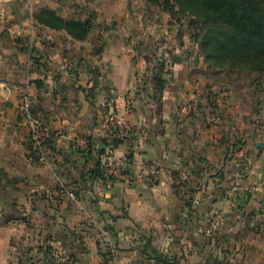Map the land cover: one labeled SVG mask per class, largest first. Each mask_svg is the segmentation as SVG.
Returning <instances> with one entry per match:
<instances>
[{"label": "crops", "instance_id": "0c3cea01", "mask_svg": "<svg viewBox=\"0 0 264 264\" xmlns=\"http://www.w3.org/2000/svg\"><path fill=\"white\" fill-rule=\"evenodd\" d=\"M42 10L89 31L41 25ZM179 25L146 0H0V264L262 263L264 92L222 81ZM26 80L64 135L47 164L16 125ZM108 111L135 128L116 146ZM105 150L126 178H93Z\"/></svg>", "mask_w": 264, "mask_h": 264}, {"label": "trees", "instance_id": "16d2710c", "mask_svg": "<svg viewBox=\"0 0 264 264\" xmlns=\"http://www.w3.org/2000/svg\"><path fill=\"white\" fill-rule=\"evenodd\" d=\"M169 14L170 18L190 16L192 36L208 64L212 59H221L224 65L233 67L238 62H247L254 69L259 65L253 60L264 61V0H146ZM41 25L51 29H63L76 38H83L89 31L88 23L64 20L52 10H42L34 16ZM179 21V18H177ZM264 69V66L262 67ZM116 146L122 140L112 137ZM98 152L102 150L98 149ZM98 162L93 178L102 176ZM167 264L166 261H159Z\"/></svg>", "mask_w": 264, "mask_h": 264}, {"label": "built area", "instance_id": "2783aa9c", "mask_svg": "<svg viewBox=\"0 0 264 264\" xmlns=\"http://www.w3.org/2000/svg\"><path fill=\"white\" fill-rule=\"evenodd\" d=\"M197 108L198 103L194 101L192 104L188 105L187 110L189 112H194ZM16 125L19 128H23L27 131L33 153L40 162L47 164L45 144L50 140L54 141L55 138H62L64 135L60 132H51L45 128L40 117L32 112L31 94L27 80L19 92ZM105 125L110 135L118 139L132 136L135 132V128L132 125H130L123 117L114 112H106ZM105 156L106 160L103 166L104 169L101 178L106 183H110L114 178H126L128 173L127 162L114 158L110 150H105ZM238 156H241V154ZM148 172L152 182L156 183L159 175L161 174V170L154 165H149ZM68 195L75 204H78V201L72 192H68ZM221 220L222 215L220 212L212 213L209 218V225L207 228L208 231H213L219 225ZM54 257L56 259L62 260V252H56Z\"/></svg>", "mask_w": 264, "mask_h": 264}, {"label": "rangeland", "instance_id": "374dc122", "mask_svg": "<svg viewBox=\"0 0 264 264\" xmlns=\"http://www.w3.org/2000/svg\"><path fill=\"white\" fill-rule=\"evenodd\" d=\"M2 1H9V0H2ZM12 1H22V0H12ZM25 1V0H24ZM177 18H179V21H177ZM190 16H183L180 15L176 18H171L172 20L176 21L179 26L184 25V27H189L192 30V27H190L189 22H191ZM193 31V30H192ZM191 31V36L192 32ZM197 50L202 55L198 44ZM203 58V55H202ZM255 64L259 65V69H254L251 67V65L247 62H238L233 67L229 66H223L222 68H218L217 66L222 63L221 59H212L208 64L203 62L204 64L211 70L215 71V75H219L218 77L221 78L222 81H224L227 84H230L232 86L236 85L239 87H255L259 89L261 92H264V69L262 68L264 66V61H257L253 60ZM261 264H264V260Z\"/></svg>", "mask_w": 264, "mask_h": 264}, {"label": "water", "instance_id": "95a60500", "mask_svg": "<svg viewBox=\"0 0 264 264\" xmlns=\"http://www.w3.org/2000/svg\"><path fill=\"white\" fill-rule=\"evenodd\" d=\"M99 148L103 149L104 148V144H100Z\"/></svg>", "mask_w": 264, "mask_h": 264}]
</instances>
